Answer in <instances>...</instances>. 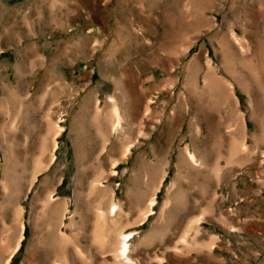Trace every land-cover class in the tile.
<instances>
[{"label": "rangeland", "instance_id": "374dc122", "mask_svg": "<svg viewBox=\"0 0 264 264\" xmlns=\"http://www.w3.org/2000/svg\"><path fill=\"white\" fill-rule=\"evenodd\" d=\"M21 231L9 264H264V0H0V264Z\"/></svg>", "mask_w": 264, "mask_h": 264}, {"label": "bare ground", "instance_id": "6f19581e", "mask_svg": "<svg viewBox=\"0 0 264 264\" xmlns=\"http://www.w3.org/2000/svg\"><path fill=\"white\" fill-rule=\"evenodd\" d=\"M112 115H114V124H113V129L116 130L118 128V126L120 125V116L118 114V111H117V108L115 106H113L112 108ZM111 115V116H112ZM57 128H56V134H58V132L60 130H62V127L59 126V125H56ZM121 128V127H120ZM55 142V141H54ZM54 145H56V143H53ZM53 145V146H54ZM248 148V147H247ZM246 149V148H245ZM129 150L128 146H126V148L124 149V152L126 153L127 151ZM123 152V153H124ZM186 155L187 157L190 159V161H197V158L195 156V154L193 152H191L190 150H188V148L186 149ZM114 163V162H112ZM98 183V182H97ZM101 196V195H100ZM11 199V198H9ZM10 202V201H9ZM51 202V201H50ZM155 203V196L154 194L151 196V198L148 200V203H147V206H146V209H144L143 213H142V218H145L147 216V213L148 211L150 210L151 206ZM54 204V203H53ZM111 207L114 211H116V208L118 207V204L115 203V202H112L111 203ZM55 208V207H54ZM21 209V208H20ZM99 209V208H98ZM57 212V211H56ZM102 214V213H100ZM199 220V219H198ZM108 228V227H107ZM104 231V230H103ZM61 232V231H60ZM114 232V231H113ZM110 235H111V232L110 231H107L105 234L104 233H98L97 238L98 240L102 243V244H105L106 242L109 241V238H110ZM134 235V231L131 229L130 231H122V230H119L117 231L115 234H114V238L113 240H111V248H112V252H113V255L114 257L118 258V259H121L122 261L126 262V261H130V257H129V254H130V239L133 237ZM22 231H21V234H20V239L18 240V242L16 243V246L14 247V249L12 250V252H10V255L8 256V259L6 261L5 264H9V260H10V257L12 256V254L18 249L19 247V244H20V241L22 239ZM61 238H66L65 234L64 233H61ZM185 237V236H184ZM183 238V236H182ZM111 239V238H110ZM17 240V239H16ZM182 240V239H181ZM184 240V238H183ZM106 241V242H105ZM185 241V240H184ZM121 261V262H122ZM55 264H58L57 261H55Z\"/></svg>", "mask_w": 264, "mask_h": 264}]
</instances>
